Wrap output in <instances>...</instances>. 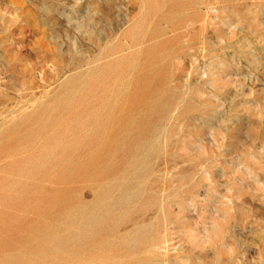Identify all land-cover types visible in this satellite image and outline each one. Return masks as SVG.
I'll return each mask as SVG.
<instances>
[{
	"label": "rangeland",
	"instance_id": "374dc122",
	"mask_svg": "<svg viewBox=\"0 0 264 264\" xmlns=\"http://www.w3.org/2000/svg\"><path fill=\"white\" fill-rule=\"evenodd\" d=\"M0 58V264H264V0H0Z\"/></svg>",
	"mask_w": 264,
	"mask_h": 264
},
{
	"label": "bare ground",
	"instance_id": "6f19581e",
	"mask_svg": "<svg viewBox=\"0 0 264 264\" xmlns=\"http://www.w3.org/2000/svg\"><path fill=\"white\" fill-rule=\"evenodd\" d=\"M59 51H60V50H59ZM92 51H93V50H92ZM89 52H90V51H89ZM83 54H84V53H83ZM85 54H86V53H85ZM89 55H90V54H89ZM73 56H74V55H73ZM86 56H87V54H86ZM90 56H91V55H90ZM76 57H77V56H76ZM80 57H81V54H80ZM78 58H79V57H78ZM1 59H2V58H0V61H1ZM65 59H66V58H65ZM69 59H70V58H69ZM80 59L82 60V58H80ZM80 59H79V60H78V59H74V60H73V64H74L75 66L78 65V64L80 63V62H79ZM83 59L85 60L84 56H83ZM66 60H67V59H66ZM84 60H82L83 63L86 62V61H84ZM82 61H81V62H82ZM64 62H65V60H64ZM83 63H82V64H83ZM69 64H70V62H69ZM73 64H72V65H73ZM82 64H81V65H82ZM64 66H65V65H64ZM67 66L69 67V65H67ZM79 70H80V68H79ZM68 71H69V70H68ZM73 71H74V70H73ZM69 73H70V72H69ZM74 74H75V73H74ZM71 75H72V74H71ZM72 76H73V75H72ZM3 79H5V78H3ZM10 79H11V78H10ZM4 81H5V80H1L0 83L3 84ZM6 82H7V81H6ZM74 83H75V82H74ZM5 84H6V83H5ZM62 84H63V82H62ZM76 84H77V83H76ZM5 86H6V85H5ZM5 86H4V87H5ZM58 87H59V85H58ZM62 91H63V90H62Z\"/></svg>",
	"mask_w": 264,
	"mask_h": 264
}]
</instances>
